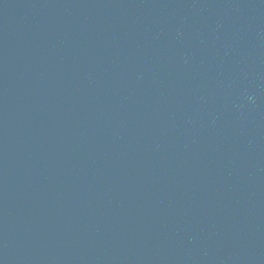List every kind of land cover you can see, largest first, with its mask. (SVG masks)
<instances>
[{
  "label": "water",
  "instance_id": "95a60500",
  "mask_svg": "<svg viewBox=\"0 0 264 264\" xmlns=\"http://www.w3.org/2000/svg\"><path fill=\"white\" fill-rule=\"evenodd\" d=\"M0 264H264V0H0Z\"/></svg>",
  "mask_w": 264,
  "mask_h": 264
}]
</instances>
